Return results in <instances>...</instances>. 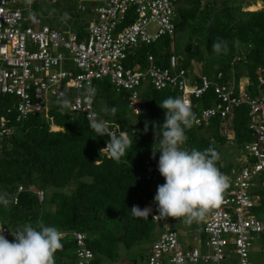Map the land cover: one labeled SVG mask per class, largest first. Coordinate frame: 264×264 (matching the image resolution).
Returning a JSON list of instances; mask_svg holds the SVG:
<instances>
[{"label": "trees", "instance_id": "trees-1", "mask_svg": "<svg viewBox=\"0 0 264 264\" xmlns=\"http://www.w3.org/2000/svg\"><path fill=\"white\" fill-rule=\"evenodd\" d=\"M94 6H97L96 0L89 6L78 7L87 19L83 23L77 12L72 13L74 21L69 27L78 37L93 17ZM174 11L173 35L162 36L132 50L123 60L126 67L136 66L144 72L147 54L156 65L166 66L169 55L173 54L196 81L203 76L211 83L222 85L228 81L236 86L246 79L245 92L251 97L264 92V85L259 86L257 82L259 76L264 79V72H256L257 68L264 69V0H178ZM30 12L38 15L40 10L31 3ZM131 17H127L126 23H130ZM177 35L182 37L184 50L171 49ZM217 38L228 41L227 54L213 51L212 44ZM235 41H239L238 45ZM191 62L199 65V72L194 71ZM217 73L221 74L220 79H216ZM93 88L95 96L91 106L96 117L133 137V146L120 163L108 154H101L107 137L96 136L90 127L91 120L83 113L57 105L65 98L71 104L76 96L83 95V89L62 87L63 98L48 101L47 118L32 112L20 123L14 122L12 105L16 99L0 94V117H5L7 125L12 127L8 136L0 137V194L9 198L17 186L25 189L15 205L11 202L8 207L0 205V225L17 231L26 224L36 227L42 220L45 226L55 227L61 233H82L84 244L93 256L87 264H115L125 253L143 248L148 252L147 264L150 246L163 230L157 219L150 215L148 219L138 218L130 210L133 205L152 210L153 206L158 207L154 196L157 186L164 182L146 180L145 174L153 172L154 167L158 169L160 153L154 158L152 153L158 150L166 115L160 104L169 97L176 98V93L169 89L156 91L147 83L140 92V112L131 115L126 107V93L115 94L108 80L95 81ZM214 98L210 86L192 101V111L195 112V106L214 105ZM113 106L117 108L115 115L102 111ZM246 114V106L240 105L232 111L226 128L222 126L225 121L214 117L206 126L185 130L188 139L180 147L203 151L212 146L220 157L225 155L222 149L225 144L239 150L252 140L246 127ZM221 129L233 133L232 141L227 140ZM231 142L234 146L229 145ZM236 166L231 162L224 165L220 160L217 162V167L227 176ZM254 181L251 195L258 196V206L251 213L260 218L264 213V171ZM37 191L42 193L41 200ZM164 219L166 224L173 225L174 218ZM61 242L62 250L54 254L55 264H76L73 241L66 237ZM261 242L264 245V239Z\"/></svg>", "mask_w": 264, "mask_h": 264}, {"label": "built area", "instance_id": "built-area-1", "mask_svg": "<svg viewBox=\"0 0 264 264\" xmlns=\"http://www.w3.org/2000/svg\"><path fill=\"white\" fill-rule=\"evenodd\" d=\"M30 1L0 0V94L16 99L12 105L15 123L22 122L32 112L47 118L48 101L63 98L62 87L81 90L90 84L93 88L95 81L103 79L108 80L115 94L126 93V107L131 115H137V110L140 112V92L147 83L156 91H175L176 98L188 100L192 108V101L212 86L216 103L205 108L195 106L196 122L191 128L206 126L214 117L225 121L222 126L226 128L232 111L240 105L246 106V127L252 140L238 150L241 157L238 167L228 174L230 186L224 202L202 220V246L183 248L178 232L165 228L150 246L147 264H220L229 254L234 264H249L254 237L264 239V213L260 218L251 213L258 206V196L251 195V188L264 171V92L251 97L245 92L246 79L236 86L228 81L222 85L211 83L203 76L196 81L173 54L169 55L166 66L156 65L147 54L144 72L136 66L124 65L123 60L141 44L148 45L162 36L173 35L178 0H96L93 17L84 26L81 37L68 28L43 24L39 15L31 14ZM22 4L25 7L19 8ZM24 15L29 16L26 24H23ZM129 15H132L130 23H126ZM256 72L263 73L264 69L257 68ZM220 78L221 74L217 73L216 79ZM257 82L259 86L264 85L261 76ZM91 104L92 100L89 102L84 95L76 96L69 110L83 113L91 120L97 118ZM7 123L1 116L0 137L12 132ZM109 126L116 135L120 134L116 125ZM220 132L232 141L231 131L221 129ZM229 145L234 146L232 142ZM101 154L107 155L103 150ZM145 179L165 182L156 167L145 174ZM23 192L25 189L17 186L9 195L12 205ZM36 195L41 200L42 193L37 191ZM0 229L5 230L3 234L9 241L14 240L11 233L15 231L1 225ZM62 236L73 241L76 264L92 260L82 233L71 231Z\"/></svg>", "mask_w": 264, "mask_h": 264}, {"label": "clouds", "instance_id": "clouds-1", "mask_svg": "<svg viewBox=\"0 0 264 264\" xmlns=\"http://www.w3.org/2000/svg\"><path fill=\"white\" fill-rule=\"evenodd\" d=\"M234 43L238 45L239 41ZM212 49L218 54H227L228 41L217 38V41L212 44ZM82 87L84 89L82 94L90 102L95 96V89L90 84ZM61 106L62 108L70 107V101L63 99ZM160 107L165 110L166 115L161 127L163 131L159 139L158 150H153L152 153L153 158L157 152L160 153L158 171L165 181L157 186L154 196L158 207L153 206L152 211L151 207L141 209L133 205L130 211L138 218L148 219L149 215L152 218L157 216L162 219L183 218L185 224L191 225L193 222L202 221L206 214L224 202V194L230 186V178L217 167V162L221 157L214 147L209 146L203 151L180 147L188 139L185 129L191 128L196 122L191 103L183 98L169 97L163 100ZM102 111L115 115L117 108L115 106L110 109L105 107ZM137 112L139 113L138 110ZM90 127L96 136L109 138L106 146L101 150L116 163H120L121 158L126 156L127 150L133 146V137L121 130L120 134L116 135L110 130L109 122L106 120L93 117ZM145 131H147V123ZM10 202L6 194H0V205L8 207ZM153 212L157 215L154 216ZM159 223L162 224L163 231L165 228L171 229L165 227L162 222ZM202 225L203 222L198 231L203 236ZM172 230L175 229L172 228ZM4 231L0 229V264H55L54 254L63 248L62 233L55 227L45 226L42 220L36 227L26 224L11 233L14 237L11 242L3 234ZM177 232L181 236V233ZM192 235H194L191 238L192 244H185L183 248L196 247L193 242L197 234L192 233ZM199 244L202 246V243ZM230 259L234 264L230 254L223 262H228Z\"/></svg>", "mask_w": 264, "mask_h": 264}, {"label": "rangeland", "instance_id": "rangeland-1", "mask_svg": "<svg viewBox=\"0 0 264 264\" xmlns=\"http://www.w3.org/2000/svg\"><path fill=\"white\" fill-rule=\"evenodd\" d=\"M92 1L94 0H55L51 2L50 0H31V3L36 5L40 13L38 15L42 18V22L45 25L51 26L53 28H68L71 24L70 22L74 21V18L72 16V13L77 12L78 18L83 22H85L86 17L83 13L78 11V7L80 5L82 6H89ZM256 8H259L256 6ZM29 14V13H28ZM65 14H67V17H65ZM31 15V14H29ZM29 16L24 15L23 17V24H26L28 21ZM177 48L180 50H184L186 47L183 45V40L181 35H177L176 38L172 41L171 49ZM191 49V48H190ZM193 67L194 71L197 73L199 72V65L195 62L190 63ZM244 82V79H242V82ZM58 106H61V102L57 103ZM226 125V123H225ZM222 149L225 150L224 157H221L220 163L224 165L225 163L231 162L233 165L237 164L239 162V159L241 156H239L238 150H234L233 148L228 147L226 144L222 146ZM237 167V166H236ZM152 209V208H151ZM153 211V210H152ZM246 214L249 212H245ZM153 215L155 216V212H153ZM155 218L158 221V225H162L159 222H162L163 225L166 227H172L176 231H179L181 233V236H179L178 241L183 247L185 244L191 245L192 244V233L197 236H195L194 245L196 247H199V243H203V236L200 234V231L198 229H201V222H193L191 225H187L183 222V218L180 219H174L173 225L166 224L165 219L163 218ZM162 228V227H161ZM17 230V229H16ZM149 244H147V247ZM252 251L249 253V264H263L264 263V245L263 242H261V239L259 236L254 237V243L252 247ZM148 252L145 251V248L141 249V251L138 252V250L133 251L131 250L128 253H125L120 261H123L124 264L131 263V264H146L145 258ZM106 264V263H105ZM166 264V263H162ZM202 264V263H198ZM211 264V263H207ZM220 264H233V261L230 259L228 262H222Z\"/></svg>", "mask_w": 264, "mask_h": 264}, {"label": "crops", "instance_id": "crops-1", "mask_svg": "<svg viewBox=\"0 0 264 264\" xmlns=\"http://www.w3.org/2000/svg\"><path fill=\"white\" fill-rule=\"evenodd\" d=\"M155 215H157V214H155ZM193 236H194V235H192V237H193ZM192 237H191V238H192ZM115 264H124V263H123V261H119V262H117V263H115ZM127 264H131V263H127ZM133 264H134V263H133Z\"/></svg>", "mask_w": 264, "mask_h": 264}]
</instances>
